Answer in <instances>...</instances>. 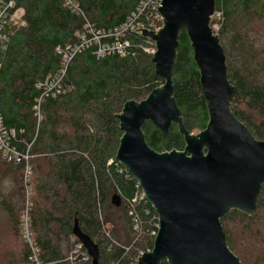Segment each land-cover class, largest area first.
<instances>
[{"label":"trees","instance_id":"1","mask_svg":"<svg viewBox=\"0 0 264 264\" xmlns=\"http://www.w3.org/2000/svg\"><path fill=\"white\" fill-rule=\"evenodd\" d=\"M14 1L25 11L26 26L13 30L7 43H0V113L5 126L16 130L20 140L30 143L36 138L32 149V225L41 261L66 264L77 224L99 247V264H135L139 254L152 249L153 243L144 239L133 244L126 205L123 200L120 207L112 203L115 195L133 198L137 183L125 172L120 173V165H116L123 138L118 117L127 103H141L163 87L164 81L156 76L153 56L140 48L145 39L139 33L133 35L135 43L125 57L98 60L94 49L78 55L67 69L60 94L44 99L43 120L37 134L34 106L41 95L37 87L48 76L58 73L62 59L56 49L78 43L77 35L83 31L84 21L61 0ZM78 1L90 23L106 32L123 25L143 0ZM215 2L216 11L223 14L221 29L215 34L224 50L228 80L234 88L231 111L256 140L264 142V39L258 29L264 25V0ZM173 87L185 129L190 134H200L208 126L209 115L186 32L179 38ZM143 132L147 144L157 153L185 150V140L177 126L171 127L168 136L150 123ZM111 160L114 164L108 166ZM0 165L7 176L16 168L1 158ZM16 181L19 189L14 193L21 202L22 178ZM15 203L12 193L0 195V211L12 217L16 225V248L3 247V255L8 259L5 264H34L21 237L23 206L19 201V206ZM263 220L264 186L256 215L249 217L231 210L221 219L228 248L238 259L242 257L235 237L247 244L253 241L258 251L254 264H264ZM255 227L259 228L256 232ZM105 230L119 244L111 250L106 245Z\"/></svg>","mask_w":264,"mask_h":264},{"label":"water","instance_id":"2","mask_svg":"<svg viewBox=\"0 0 264 264\" xmlns=\"http://www.w3.org/2000/svg\"><path fill=\"white\" fill-rule=\"evenodd\" d=\"M162 2V29L157 34L139 31L156 44L153 64L164 85L141 103H127L118 117L123 138L116 162L140 184L160 218L153 251L137 264H241L228 248L221 219L231 210L256 215L264 186V142L231 111L234 88L219 37L210 27L215 0ZM182 32L192 46L209 115L207 128L197 136L185 129L174 98L173 70ZM147 123L164 136L177 126L184 152L151 149L143 132ZM112 203L120 207L121 198L115 195ZM73 235L92 264H99V247L77 224Z\"/></svg>","mask_w":264,"mask_h":264},{"label":"built area","instance_id":"3","mask_svg":"<svg viewBox=\"0 0 264 264\" xmlns=\"http://www.w3.org/2000/svg\"><path fill=\"white\" fill-rule=\"evenodd\" d=\"M63 5L74 15H77L84 21L83 31L78 33V43L75 45L61 46L56 49V54L62 59L61 67L55 76H48L43 82L38 85V91L41 95L36 100L34 113L36 119V133L38 134L42 116V104L45 98L54 97L61 92L62 81L66 76L67 69L74 59L84 51L94 49V55L98 60L110 57L120 56L125 57L129 54L130 49L134 45L135 33L142 34L146 30L157 34L163 27V19L158 11L162 0H143L136 9L131 12L127 21L118 28L102 32L97 30L87 19V16L78 0H61ZM25 11L17 6L14 0H0V43L5 44L9 40L10 32L15 28H20L25 25ZM213 34L219 32L223 23L222 12H214L211 22ZM211 27V24H210ZM145 42L140 46L143 51L154 56L157 52L156 44L149 38H145ZM36 138L30 143L22 142L16 130L9 129L5 126L4 119L0 113V158L9 165L20 168L23 173V184L25 193V208L21 217V237L30 252V261L34 264H43L41 254L35 241L32 212H33V190L31 186L33 168L32 161L35 156L32 154V149ZM114 164L111 160L108 166ZM119 172H125L128 177L132 178L118 162ZM134 179V178H132ZM136 181V180H135ZM135 193L133 198H121L128 209V215L133 228V244H136L144 239L153 243L157 238L160 230V218L149 203L146 194L137 182L134 187ZM108 250L118 246V242L105 230ZM129 248L126 249L129 252ZM153 248L146 249V252H141L135 264L144 254L151 253ZM91 258L80 243L74 237L72 239V248L65 259L66 264H89ZM113 264H119L113 263Z\"/></svg>","mask_w":264,"mask_h":264},{"label":"rangeland","instance_id":"4","mask_svg":"<svg viewBox=\"0 0 264 264\" xmlns=\"http://www.w3.org/2000/svg\"><path fill=\"white\" fill-rule=\"evenodd\" d=\"M259 31L263 33V39H264V25H260L258 27ZM258 45H262L259 41L257 43ZM264 44V43H263ZM199 133L198 131H194L192 133L193 136H197ZM5 168L3 165H0V195L5 196L10 193L14 196L15 206H19L17 201H19L20 206H23V209L25 208V193H24V184H23V173L22 171L19 172V174L14 173L10 176L4 175ZM18 177L22 178V189H23V201L20 202L19 198L15 197V193L17 192L19 187L16 179ZM22 217V215H21ZM12 217H7L6 213L4 211H0V264H5L8 259H5V255H3V247L5 245L11 246L12 249L16 248V245L14 247V244L16 243V239L14 237V231H15V223L12 220ZM264 222V220H263ZM260 224V220H258V223ZM259 228L255 227L254 232H256ZM234 234L238 235L234 232ZM264 236V235H263ZM235 237V236H234ZM264 238V237H263ZM22 242V240H21ZM252 244L254 247H249V245ZM250 244H247L244 240H241L239 237H235V246L237 251L240 253L242 260L245 264H254L255 256L258 253L257 249L255 248L254 242L252 241ZM262 246V245H261ZM14 247V248H13ZM5 253V248H4Z\"/></svg>","mask_w":264,"mask_h":264},{"label":"crops","instance_id":"5","mask_svg":"<svg viewBox=\"0 0 264 264\" xmlns=\"http://www.w3.org/2000/svg\"><path fill=\"white\" fill-rule=\"evenodd\" d=\"M25 26H26V23H25L24 26H21L20 28L25 27ZM20 28H15V29L18 30V29H20ZM15 29H13V30H15ZM13 30H12V31H13ZM12 31H11L10 33H12ZM13 33H14V32H13ZM13 33H12V34H13ZM22 133H23V131L20 132V135H21ZM22 142H24V141L22 140ZM41 164H43V163H41ZM44 166H45V165H44ZM15 169H16V170H15ZM15 169H13V171L11 172V174H14V173L19 174V172L21 171L20 169H17V168H15ZM44 170H45V172H47V168H46V167L44 168ZM38 175H39V174H38Z\"/></svg>","mask_w":264,"mask_h":264}]
</instances>
